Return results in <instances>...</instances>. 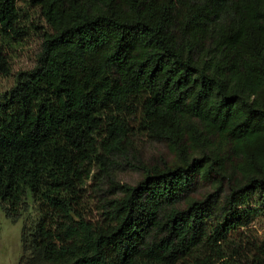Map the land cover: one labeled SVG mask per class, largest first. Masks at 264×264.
<instances>
[{
    "label": "trees",
    "instance_id": "trees-1",
    "mask_svg": "<svg viewBox=\"0 0 264 264\" xmlns=\"http://www.w3.org/2000/svg\"><path fill=\"white\" fill-rule=\"evenodd\" d=\"M20 1L0 0V37L26 35ZM27 1L49 31L0 96V206L37 211L19 264L224 259L252 222L240 208L264 206V0ZM146 142L168 154L146 159Z\"/></svg>",
    "mask_w": 264,
    "mask_h": 264
},
{
    "label": "rangeland",
    "instance_id": "rangeland-1",
    "mask_svg": "<svg viewBox=\"0 0 264 264\" xmlns=\"http://www.w3.org/2000/svg\"><path fill=\"white\" fill-rule=\"evenodd\" d=\"M20 22L26 35L17 37L1 36V42L10 60V73L7 76L0 75V96L10 91L17 83V76L22 72L32 70L37 62V57L42 49V31H49L48 24L41 19L39 10L33 7L27 0L18 3ZM146 159L167 155L166 147L159 143H145ZM142 178L139 172H123L119 179L135 185ZM90 184V182L88 183ZM85 205L86 218L97 220L102 217L98 197L90 190ZM31 209L23 215L18 222H13L0 206V264H19L23 255L22 231L24 221L37 215L36 207L30 199ZM6 206V204H4ZM242 213H250L251 225L243 228L238 237H234L224 245V259L214 260L215 264H222L223 260L231 264H241L245 257L250 259L257 247L264 245V206L250 205L240 208Z\"/></svg>",
    "mask_w": 264,
    "mask_h": 264
}]
</instances>
